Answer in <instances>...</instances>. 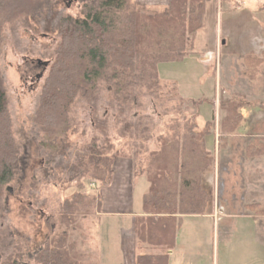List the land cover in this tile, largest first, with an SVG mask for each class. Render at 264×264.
<instances>
[{"label": "rangeland", "instance_id": "obj_1", "mask_svg": "<svg viewBox=\"0 0 264 264\" xmlns=\"http://www.w3.org/2000/svg\"><path fill=\"white\" fill-rule=\"evenodd\" d=\"M132 1L148 2L144 5L150 11L164 10L152 7L154 0ZM91 3L32 0L30 14L14 17L3 27L0 82L8 99L20 164L0 197V264L10 258L17 264H38V252L63 232H67L71 255L79 257L81 264H99L96 212L102 195L98 182L89 178L95 146L111 158V170L117 156H130L136 170L159 178V197L169 200L170 204L154 200L158 203L151 211L164 210V214L138 218L139 226L145 228L155 222L152 239L149 233L150 241L144 243L156 245L159 251H138L137 257L172 248L181 217L174 216L173 221L165 212H172L173 206L168 208L172 202L179 209L181 200L197 192L206 196L205 212L212 214L185 219L179 241L189 264H264V106L251 100L257 95L264 100L258 90L259 85L264 88V0H210L208 5L206 0L202 28L189 35L182 59L141 65L138 73L125 76L122 83L108 68L97 80L92 97L79 96L56 134L49 136L34 116L59 41V23L63 17H80ZM255 45L262 46L261 54L253 53L261 62L249 56ZM38 59L51 63L38 66ZM234 102L244 104L242 112L248 116L235 130L241 134L251 129L252 111L261 109L263 120L256 123L258 150L248 138L224 137L230 134L223 128L232 125L228 117ZM201 110L212 119L217 134L213 155L200 151L204 136L194 133L199 131L196 118ZM85 169L83 192L95 195L87 203L91 213L83 208L75 221L64 223L62 204L78 190L76 180ZM103 170L100 174L111 180L112 171L109 175ZM248 187L263 198L254 203L258 227L231 209L240 208L241 202L233 195L240 196ZM182 212L180 208L176 214Z\"/></svg>", "mask_w": 264, "mask_h": 264}, {"label": "trees", "instance_id": "obj_2", "mask_svg": "<svg viewBox=\"0 0 264 264\" xmlns=\"http://www.w3.org/2000/svg\"><path fill=\"white\" fill-rule=\"evenodd\" d=\"M91 2V5L86 4L80 17H63L59 23V41L41 87L39 105L34 116L36 124L49 136L56 134L61 120L79 96L92 97L97 80L107 73L108 68L112 69V76L117 78L118 83H122L125 76L138 73L141 65L156 66L161 61L182 59L189 35L202 28L206 8V0H170L169 5L162 11H150L146 6L132 0ZM33 8L32 0H0V37L7 21L28 15ZM192 41L191 38L190 46ZM249 56L253 58L251 61L261 62L252 53ZM254 68H257V65H254ZM234 103L229 111L231 116L228 117L232 125L228 124L229 127L223 128L228 133L234 132L243 119L242 109L245 105ZM212 124L194 133L205 137L211 129L208 127H212ZM91 151V163L94 165L89 178L98 182L100 187H104L110 180L104 178L100 170H103L102 165L105 164L104 166L109 169L103 171L111 174V161H108L111 158L106 152L97 150L96 146ZM19 164V148L13 134L8 99L0 82V197L3 186L12 179L19 169ZM87 171L88 169H85L76 180L78 190L62 204L60 219L64 223L75 221L83 208L91 213L87 203L89 204L88 200H91L90 197L95 198V195L83 192L87 187L83 180ZM141 172L144 173L143 170ZM148 180L150 185L143 202L145 212L164 214L162 212L164 210L152 212V207L158 203L154 201L156 198L169 203V200L164 201V197H159L161 193L159 178L148 177ZM188 184V180H184L183 185ZM205 197L204 194L199 196V193L192 192L186 200L179 202L182 213L204 214ZM98 198L100 207L102 196ZM174 204L175 202H172L168 207L173 206L170 208L172 212L169 210L171 213H165L176 214L180 208L176 209ZM149 222H153L151 218ZM139 225L140 220L136 224L139 240L150 241L147 235L151 233L149 238L152 239L155 222L147 228L144 224ZM66 237L67 232H63L45 244L36 255L38 264H81L79 257L71 255ZM174 244L175 237L171 247ZM167 263L166 253L144 254L136 259V264ZM2 264L17 262L10 258Z\"/></svg>", "mask_w": 264, "mask_h": 264}, {"label": "crops", "instance_id": "obj_3", "mask_svg": "<svg viewBox=\"0 0 264 264\" xmlns=\"http://www.w3.org/2000/svg\"><path fill=\"white\" fill-rule=\"evenodd\" d=\"M154 1L153 3H150L153 6L149 4L154 8H166L169 5V0ZM208 2L210 3V0H207V5ZM142 4H148V2H143ZM261 47L262 46L260 45H255V49L251 48L249 52L252 54L254 53L259 55V53H262L259 50ZM257 70H260V68H257ZM260 86L261 85L258 86V90L259 92L261 91L264 95V88ZM255 98L251 100H256V102L259 101V104L261 106H264V100L261 95H257ZM260 111L261 109L256 112L252 111L251 118L249 117V127H251V129L247 130L246 134H241V132L238 133L234 131L228 135L224 134V137L227 138L228 136L230 138L233 137L234 139L248 138L249 142L251 143L250 146L258 150V145L261 143L259 142L260 140H258L257 137L258 128L256 123L258 120H263L262 118H260L261 116H259ZM242 114V121L246 120L248 116H246L244 112H242ZM211 120L212 119L209 118L203 112V110L199 111V114H197L196 118V129L199 131L205 129L208 124H212ZM212 125L213 126L211 127L210 131L204 137V147H202V149L200 150L205 151L206 155H213L215 149L217 134L214 129V124ZM255 125L256 127H254ZM261 141L264 143L263 139H261ZM224 146V144L223 146H221V152L218 150V155L222 153V150H224L225 148ZM154 150L156 151V146H154ZM190 153L194 155L196 153L195 149L190 150ZM241 163L244 168L246 164H244L243 160ZM149 185L150 183L148 177L144 175L141 171L135 169V163L130 156L121 154L120 157L117 156L115 158L110 182L105 187H102L104 189H102L101 187L99 188V192L102 195V204L100 206V210H97L96 212L98 216V225L96 226V240L97 244L99 245L101 256L99 264H136L138 251H142L143 253H145V251L157 253V250L159 248H157L156 245L154 247L152 245L145 244V241H139L136 232V223L138 218L146 217L149 215L145 212L143 203L144 196L149 188ZM241 186L245 187V182H242ZM255 189L256 186L254 190ZM254 190H251V188L248 187V189L244 191L245 193L242 192L240 196L239 194L235 193L233 195V198H235L236 200H241V202L239 203L240 208L234 206L231 209L234 211L235 216L252 221L254 223V226L258 227L259 224L257 221V214L253 210L256 208L254 203L256 201H260L263 198H258ZM211 214L212 213L205 212L204 214L183 213L169 215L171 216L170 218L172 220V217L174 216L181 218L179 219V225H177L175 231V244L166 252L168 255L167 264L190 263L184 252V245L179 241L183 224L186 222L185 219L193 217H206L210 216Z\"/></svg>", "mask_w": 264, "mask_h": 264}, {"label": "flooded vegetation", "instance_id": "obj_4", "mask_svg": "<svg viewBox=\"0 0 264 264\" xmlns=\"http://www.w3.org/2000/svg\"><path fill=\"white\" fill-rule=\"evenodd\" d=\"M45 61H42V60H40V59H38L37 60V65L38 66H45V63H44Z\"/></svg>", "mask_w": 264, "mask_h": 264}, {"label": "water", "instance_id": "obj_5", "mask_svg": "<svg viewBox=\"0 0 264 264\" xmlns=\"http://www.w3.org/2000/svg\"><path fill=\"white\" fill-rule=\"evenodd\" d=\"M44 63H45V66L47 67L50 64V61H45Z\"/></svg>", "mask_w": 264, "mask_h": 264}]
</instances>
